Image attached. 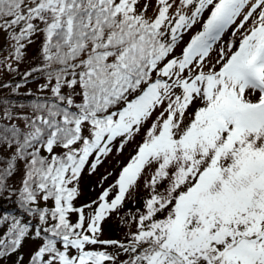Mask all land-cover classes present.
I'll use <instances>...</instances> for the list:
<instances>
[{"label": "snow or ice", "instance_id": "obj_1", "mask_svg": "<svg viewBox=\"0 0 264 264\" xmlns=\"http://www.w3.org/2000/svg\"><path fill=\"white\" fill-rule=\"evenodd\" d=\"M13 256L264 264V0H0Z\"/></svg>", "mask_w": 264, "mask_h": 264}, {"label": "rangeland", "instance_id": "obj_2", "mask_svg": "<svg viewBox=\"0 0 264 264\" xmlns=\"http://www.w3.org/2000/svg\"><path fill=\"white\" fill-rule=\"evenodd\" d=\"M185 39L187 40L188 37L186 36ZM37 48L35 49V53L36 54ZM128 151H125V154L123 157H120L119 160L121 162H126L127 158H128ZM115 168L116 171L119 170L118 166H117V162L115 160H109L105 163V165L99 169V172L96 175H93L91 177L86 176L85 179L82 182V186L84 189V193H85V199H87L89 196L94 195V193H91L90 189L92 186H94L96 184V182L101 178L102 175H105L107 171H113V169ZM114 179V177H110L109 178V182H111V180ZM119 234L116 232H112L109 233L108 231H106L105 236L103 238L107 239V238H115L117 237Z\"/></svg>", "mask_w": 264, "mask_h": 264}, {"label": "trees", "instance_id": "obj_3", "mask_svg": "<svg viewBox=\"0 0 264 264\" xmlns=\"http://www.w3.org/2000/svg\"><path fill=\"white\" fill-rule=\"evenodd\" d=\"M37 47H38V46H32V47L29 49V53H30V55H34V53H35V49H36ZM27 251H28V249L26 248V249L24 250V252H25V257H26V255H27ZM14 260H15V256L11 257V259H10L9 262H8V264H13Z\"/></svg>", "mask_w": 264, "mask_h": 264}]
</instances>
